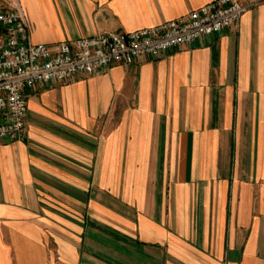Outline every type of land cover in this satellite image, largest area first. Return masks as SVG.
I'll return each instance as SVG.
<instances>
[{
  "label": "crops",
  "instance_id": "1",
  "mask_svg": "<svg viewBox=\"0 0 264 264\" xmlns=\"http://www.w3.org/2000/svg\"><path fill=\"white\" fill-rule=\"evenodd\" d=\"M32 38L211 0H20ZM153 60L37 86L0 142V264H264V0Z\"/></svg>",
  "mask_w": 264,
  "mask_h": 264
},
{
  "label": "built area",
  "instance_id": "2",
  "mask_svg": "<svg viewBox=\"0 0 264 264\" xmlns=\"http://www.w3.org/2000/svg\"><path fill=\"white\" fill-rule=\"evenodd\" d=\"M248 7L241 0H211L152 26L48 43L33 40L20 0H0V142L27 138L28 100L37 86L141 58L157 60L197 38L237 26Z\"/></svg>",
  "mask_w": 264,
  "mask_h": 264
}]
</instances>
